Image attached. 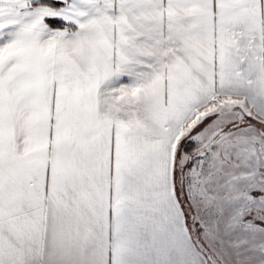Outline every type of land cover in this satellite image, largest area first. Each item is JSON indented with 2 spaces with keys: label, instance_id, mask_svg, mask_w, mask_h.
Instances as JSON below:
<instances>
[{
  "label": "snow or ice",
  "instance_id": "snow-or-ice-1",
  "mask_svg": "<svg viewBox=\"0 0 264 264\" xmlns=\"http://www.w3.org/2000/svg\"><path fill=\"white\" fill-rule=\"evenodd\" d=\"M0 264H264V0H0Z\"/></svg>",
  "mask_w": 264,
  "mask_h": 264
}]
</instances>
